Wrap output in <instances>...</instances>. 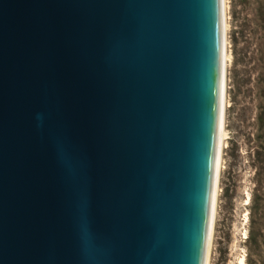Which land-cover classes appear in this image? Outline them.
Returning <instances> with one entry per match:
<instances>
[{
  "label": "water",
  "instance_id": "obj_1",
  "mask_svg": "<svg viewBox=\"0 0 264 264\" xmlns=\"http://www.w3.org/2000/svg\"><path fill=\"white\" fill-rule=\"evenodd\" d=\"M219 0H0V264H203Z\"/></svg>",
  "mask_w": 264,
  "mask_h": 264
},
{
  "label": "rangeland",
  "instance_id": "obj_2",
  "mask_svg": "<svg viewBox=\"0 0 264 264\" xmlns=\"http://www.w3.org/2000/svg\"><path fill=\"white\" fill-rule=\"evenodd\" d=\"M228 13V141L210 264H236L242 250L245 264H264V0H229Z\"/></svg>",
  "mask_w": 264,
  "mask_h": 264
},
{
  "label": "bare ground",
  "instance_id": "obj_3",
  "mask_svg": "<svg viewBox=\"0 0 264 264\" xmlns=\"http://www.w3.org/2000/svg\"><path fill=\"white\" fill-rule=\"evenodd\" d=\"M229 0H219L220 11V80H219V105H218V119H217V133H216V147L214 169L211 187V197L208 215V224L206 232V241L204 249L203 264H210V256L212 250V242L214 235V227L216 221V211L218 204V195L220 191V177L223 169V152L227 147L228 133L226 131V108L229 106L227 99V71L231 65V52L228 45V31H229ZM246 191V190H245ZM244 206H247L250 201V195L246 192ZM248 222V213L242 215V230L241 237L246 238V224ZM236 264H245V255L242 250L237 257Z\"/></svg>",
  "mask_w": 264,
  "mask_h": 264
}]
</instances>
